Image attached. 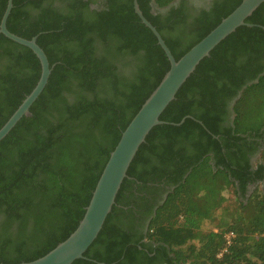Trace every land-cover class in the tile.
<instances>
[{
    "label": "trees",
    "instance_id": "1",
    "mask_svg": "<svg viewBox=\"0 0 264 264\" xmlns=\"http://www.w3.org/2000/svg\"><path fill=\"white\" fill-rule=\"evenodd\" d=\"M151 1L138 0L140 9L178 60L243 0H213L190 15L174 0H155L156 9ZM246 23L254 25L217 45L161 114L98 237L72 264H264V3ZM7 28L38 35L52 67L30 115L0 141V263L17 264L76 230L111 152L171 63L134 0H13ZM41 72L31 48L0 32V129ZM161 179L174 188L149 206L148 183ZM135 184L144 195L131 202ZM136 214L148 221L137 238Z\"/></svg>",
    "mask_w": 264,
    "mask_h": 264
},
{
    "label": "water",
    "instance_id": "2",
    "mask_svg": "<svg viewBox=\"0 0 264 264\" xmlns=\"http://www.w3.org/2000/svg\"><path fill=\"white\" fill-rule=\"evenodd\" d=\"M264 0H243L242 3L225 17L207 36L193 46L180 59L176 60L163 37L155 26L144 16L138 0H134V8L141 22L157 37L158 43L167 55L171 67L158 87L146 99L139 112L122 133V136L111 152L109 160L93 191L91 200L86 207L84 217L76 230L63 242H60L46 255L30 262L17 264H72L84 256L91 244L98 237L104 223L116 202L129 167L140 146L146 141L151 130L163 121L161 114L176 98V95L187 79L195 72L200 62L208 57L213 49L246 23ZM13 8V0H8L7 8L0 23V32L9 39L27 46L39 58L42 65L40 79L21 105L0 129V141L4 139L24 116L30 115V108L46 87L52 67L44 50L38 45V35L31 39L20 37L7 28V21ZM183 118L179 124H182ZM4 264V263H0Z\"/></svg>",
    "mask_w": 264,
    "mask_h": 264
},
{
    "label": "flooded vegetation",
    "instance_id": "3",
    "mask_svg": "<svg viewBox=\"0 0 264 264\" xmlns=\"http://www.w3.org/2000/svg\"><path fill=\"white\" fill-rule=\"evenodd\" d=\"M182 1L183 0H174L173 2H171L170 6H172V5L180 6L181 4H184L189 15L190 14H197V13H199V11H201V9L209 8L213 3V0H186L184 3H182ZM151 5H152L153 9L158 8L155 4V0L151 1ZM234 103H235V100L232 103V105H230L231 108L234 105ZM258 140L263 146L264 145V136ZM259 157H260L259 153L252 156L251 162L253 165L256 164V161L259 159ZM171 183L172 182L167 181L166 179H161L160 182H149L148 184H150L151 187L155 188L156 191L154 192V189H151L149 193H145V196L148 199V205L149 206L154 205L155 207H157L158 203H163V201L167 198L168 194L174 188L173 184H171ZM137 186L138 185L135 184L133 186V188L127 192L126 197L131 202L135 201L139 196L144 195L143 192L138 195V192H136ZM146 212H147V214L149 213L148 210ZM146 212L144 214H146ZM145 222H146V219L140 218V214H136L135 217L132 219L133 227L135 229V238L140 236L142 233H147L148 221L146 223ZM144 224H145V227H144ZM158 264H163V262L158 261Z\"/></svg>",
    "mask_w": 264,
    "mask_h": 264
},
{
    "label": "built area",
    "instance_id": "4",
    "mask_svg": "<svg viewBox=\"0 0 264 264\" xmlns=\"http://www.w3.org/2000/svg\"><path fill=\"white\" fill-rule=\"evenodd\" d=\"M235 237L234 233L230 232L226 234L227 243L231 244L232 239Z\"/></svg>",
    "mask_w": 264,
    "mask_h": 264
},
{
    "label": "rangeland",
    "instance_id": "5",
    "mask_svg": "<svg viewBox=\"0 0 264 264\" xmlns=\"http://www.w3.org/2000/svg\"><path fill=\"white\" fill-rule=\"evenodd\" d=\"M239 182V181H238ZM263 185H264V181H263ZM253 188V186H251V188L250 189H252Z\"/></svg>",
    "mask_w": 264,
    "mask_h": 264
}]
</instances>
